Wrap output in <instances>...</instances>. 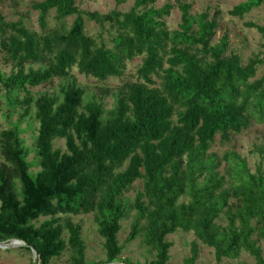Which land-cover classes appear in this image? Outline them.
<instances>
[{
  "label": "trees",
  "instance_id": "16d2710c",
  "mask_svg": "<svg viewBox=\"0 0 264 264\" xmlns=\"http://www.w3.org/2000/svg\"><path fill=\"white\" fill-rule=\"evenodd\" d=\"M124 1L104 13L75 0L34 1L38 30L27 13L6 20L0 10V58L10 66L8 73L0 69V110L17 114L0 128V245L28 244L21 247L36 251V264L66 251V264H119L118 232L133 212L124 244L141 236L155 251L147 264H167L172 242L166 236L177 230L194 237L182 264L196 263L200 243L217 261L246 251L264 264L262 164L253 172L236 152L210 151L216 135L230 142L253 122L264 124V71L256 77L264 50L243 64L229 51L227 34L213 42L219 9L192 13L186 0L160 6L134 0L122 11ZM263 3L243 0L227 13L242 18ZM174 6L180 22L171 29L166 18ZM88 21L108 38L86 32ZM244 24L264 37V25ZM136 57L135 80L99 86V96L72 74L76 68L97 81L122 79ZM56 78L57 89H29ZM25 118L37 122L34 160L19 127ZM58 139L64 147L55 145ZM257 150L264 157V142ZM136 180L142 188L128 198ZM88 213L103 238L100 263L87 261L73 219Z\"/></svg>",
  "mask_w": 264,
  "mask_h": 264
},
{
  "label": "rangeland",
  "instance_id": "374dc122",
  "mask_svg": "<svg viewBox=\"0 0 264 264\" xmlns=\"http://www.w3.org/2000/svg\"><path fill=\"white\" fill-rule=\"evenodd\" d=\"M39 0H0V10L5 16L6 20H15L20 13H27L31 19L30 28L38 30L37 12L30 8V4ZM134 0H125L118 8L122 11L128 10L133 4ZM167 0H157L156 6L162 5ZM175 3V0H170ZM192 3V13H198L204 10L206 7H210V12L215 9L221 10L219 15L218 28L214 36L213 42H218L223 34L228 35L229 39V51L236 53L240 56L243 64L247 63L248 59L254 54L264 50V37L255 28L245 26L246 21H253L257 24L264 25V3L252 9L245 14L242 18L231 16L227 13L235 4L243 0H186ZM76 4L84 10H96L100 13L107 12L115 6V0H75ZM53 15V12L51 13ZM72 17L67 18V22L70 23ZM167 24L171 29L178 27L180 22V11L174 6L170 15L166 18ZM86 32L93 35H98L101 31L99 25L92 21L86 22ZM101 34L107 39V31H101ZM141 59L139 57L127 63V70L124 76L121 78L112 77L106 81H97L93 77L86 76L79 73L76 68L72 69V74L76 77L78 83L86 88L87 92L96 93L100 95L98 91L99 86H115L121 82V80H135V71ZM38 65H34L37 67ZM0 69L5 73H8L10 66L4 64L0 58ZM264 71V66H261L257 70L256 77L260 76ZM59 80L54 79L50 85H37L35 87H29L33 93L42 92L44 90L52 91L58 88ZM106 107H110L113 103L112 96L104 98ZM17 114L12 113L10 116H6L5 113L0 110V128L11 126L16 122ZM21 128V136L24 139L25 145L29 148L28 160H34V138L36 135L37 122L30 118H25L19 123ZM219 135H216L210 151L223 155L224 152L233 151L245 158L250 170L257 171L258 165L262 164L264 170V157L258 152V148L264 142V124L253 122L251 126L245 129L239 134H234L230 142H221ZM56 146L64 147L63 140H56ZM223 167V164L222 166ZM38 167L33 166L31 170H36ZM142 188L141 180H136L130 191L125 195L128 198H134L135 193ZM133 212L130 217L121 222V229L118 232L120 243L124 245L123 251L119 257V264L125 263L127 260L138 264H147L155 254L154 249L143 243L142 237L138 236L131 242L125 243L126 235L129 232V225L132 220ZM74 221L78 222L81 226L82 236L85 241L86 251L85 256L87 261L100 263L105 259V251L103 247V238L99 235L97 230V224L94 221L93 214H80L73 216ZM220 223L224 224L222 220ZM192 233H186L181 230H177L166 236V239L172 242V246L169 250L170 258L167 264H182L185 257L189 255L190 242L193 239ZM258 244L262 249L264 256V239L258 240ZM22 244H17L16 241H9L2 245L0 248V264H28L32 258V252L21 247ZM200 245L199 257L195 264H256L254 258L246 251H242L237 258H222L217 261L214 255V251L211 247H208L202 243ZM69 253L66 251L59 257H55L51 260L50 264H66L68 261Z\"/></svg>",
  "mask_w": 264,
  "mask_h": 264
},
{
  "label": "water",
  "instance_id": "95a60500",
  "mask_svg": "<svg viewBox=\"0 0 264 264\" xmlns=\"http://www.w3.org/2000/svg\"><path fill=\"white\" fill-rule=\"evenodd\" d=\"M14 241H16L17 244H23L25 246H28V244L20 242L18 240H14ZM0 248H3L2 245H0ZM36 257H37L36 251L32 248V264H36Z\"/></svg>",
  "mask_w": 264,
  "mask_h": 264
}]
</instances>
